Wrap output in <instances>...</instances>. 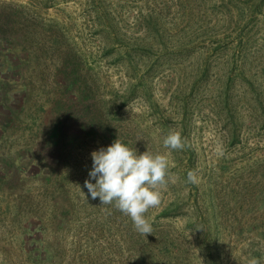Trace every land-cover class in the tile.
I'll return each mask as SVG.
<instances>
[{
	"label": "rangeland",
	"instance_id": "rangeland-1",
	"mask_svg": "<svg viewBox=\"0 0 264 264\" xmlns=\"http://www.w3.org/2000/svg\"><path fill=\"white\" fill-rule=\"evenodd\" d=\"M173 130L182 151L163 146ZM117 138L171 164L147 237L84 187L91 153ZM253 257L264 0H0V264Z\"/></svg>",
	"mask_w": 264,
	"mask_h": 264
},
{
	"label": "clouds",
	"instance_id": "clouds-1",
	"mask_svg": "<svg viewBox=\"0 0 264 264\" xmlns=\"http://www.w3.org/2000/svg\"><path fill=\"white\" fill-rule=\"evenodd\" d=\"M163 146L170 152L182 151L186 140L180 132L169 131ZM91 160L89 178L84 181L91 199L99 198L102 206L110 205L129 217L134 230L141 235L152 234V223L146 214L161 204V189L170 177L168 155L148 150L138 154L135 148L117 138L106 148L93 151ZM187 182L199 183L195 171L187 173ZM247 264H261V261L253 257Z\"/></svg>",
	"mask_w": 264,
	"mask_h": 264
},
{
	"label": "trees",
	"instance_id": "trees-1",
	"mask_svg": "<svg viewBox=\"0 0 264 264\" xmlns=\"http://www.w3.org/2000/svg\"><path fill=\"white\" fill-rule=\"evenodd\" d=\"M46 7H50V6H49V4H47V6H46Z\"/></svg>",
	"mask_w": 264,
	"mask_h": 264
}]
</instances>
